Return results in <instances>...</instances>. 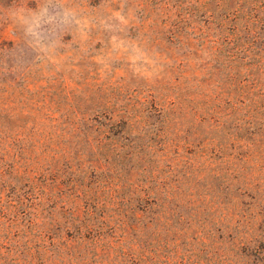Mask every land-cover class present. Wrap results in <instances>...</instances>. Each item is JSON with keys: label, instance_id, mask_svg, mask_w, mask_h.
Wrapping results in <instances>:
<instances>
[{"label": "rangeland", "instance_id": "obj_1", "mask_svg": "<svg viewBox=\"0 0 264 264\" xmlns=\"http://www.w3.org/2000/svg\"><path fill=\"white\" fill-rule=\"evenodd\" d=\"M166 1L0 0V264H264V253L247 257L233 240L240 216L211 200L231 169L224 152L211 154L206 138H154L142 119L148 112L153 124V98L168 106L216 77L210 36L156 39L148 19ZM94 110L137 123L106 133ZM261 113H250L252 138ZM260 149L255 214L264 211ZM170 164L193 194L184 202L157 192ZM189 222L175 240L169 228Z\"/></svg>", "mask_w": 264, "mask_h": 264}, {"label": "trees", "instance_id": "obj_2", "mask_svg": "<svg viewBox=\"0 0 264 264\" xmlns=\"http://www.w3.org/2000/svg\"><path fill=\"white\" fill-rule=\"evenodd\" d=\"M159 5L157 13L148 19L155 27L156 39L185 46L189 35L210 36L216 48L212 56L216 77L210 90L204 89L198 96L184 88L186 92L176 96L168 106L153 98L147 103L154 113L153 124L148 112L141 115L142 119L154 125V138H206L207 147L212 144L211 154L218 150L224 152L219 158L231 169L223 170L224 182L216 193L210 194L211 200L225 202L233 208V214L240 216L235 224L244 226V230L233 240L239 242L247 257L252 253L256 256L254 251L261 255L264 253V211L257 214L254 211L262 198L257 197L260 186H255L256 179L251 178V161L263 150L260 148L264 146V128L258 131L259 138H252L250 128L257 115L250 118V113L262 111L256 124L264 123L261 122L264 117V0H167ZM93 115L89 119L97 122V130L105 127L104 131L113 135L115 130L117 135L127 134L137 123L134 116L124 114L114 118L112 114L107 116L106 112L94 110ZM89 126L92 127H88L86 136L91 138L95 125ZM203 147L201 151L207 148ZM169 168L170 182L164 176L155 179L157 192L163 187L172 201L188 200L193 194L185 195L187 191L176 185L180 175L178 166L170 164ZM201 198L197 195L196 199ZM187 224L169 228L174 230L175 240L186 237L192 227L190 222ZM220 234L231 237V232ZM106 252L105 247L104 254L96 255L109 256ZM261 259L264 262V256Z\"/></svg>", "mask_w": 264, "mask_h": 264}]
</instances>
